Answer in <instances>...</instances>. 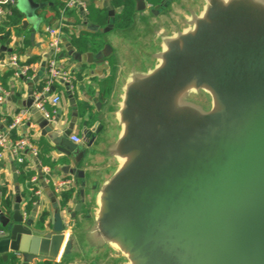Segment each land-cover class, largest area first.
Returning <instances> with one entry per match:
<instances>
[{"label":"water","instance_id":"95a60500","mask_svg":"<svg viewBox=\"0 0 264 264\" xmlns=\"http://www.w3.org/2000/svg\"><path fill=\"white\" fill-rule=\"evenodd\" d=\"M43 5L15 0L33 37ZM136 8L140 41L112 20L100 29L107 42L96 57L116 49L123 62L108 126L87 129L81 143L73 126L50 135L80 180L71 220L58 209L51 228L37 227L18 191L12 217L0 206V257L264 264V0Z\"/></svg>","mask_w":264,"mask_h":264},{"label":"crops","instance_id":"0c3cea01","mask_svg":"<svg viewBox=\"0 0 264 264\" xmlns=\"http://www.w3.org/2000/svg\"><path fill=\"white\" fill-rule=\"evenodd\" d=\"M59 1L68 6L69 0ZM40 2L44 3L38 10V15L42 20L34 32V37L32 36L33 25L31 24L27 26L23 24L21 31L13 30L11 38L7 40L3 39L0 34V81L9 92V96L0 110V134L6 133L14 139L26 137L37 148L38 156L30 151L24 153V163L27 169L35 172L32 177L37 176L38 178L37 183H35L37 198L34 199L33 206L28 211L26 205L28 201L32 200L31 190L29 189L27 195H22L23 185L19 181V165L14 155L10 151H6L4 156L0 158V206L2 207V191L6 189L11 200L8 215L12 217L15 198L19 191L22 196L24 218L27 220L35 215L34 224L39 227L42 216L46 213L47 218L41 228L45 226L51 228L54 214L58 209L65 217L66 222L71 220L68 209H73L80 201L78 195L80 180L77 175L70 173L67 168L72 166L70 159L58 153L50 135L62 134L65 129L73 126L70 139L72 136H77L82 142L87 129L95 128L99 123H104L105 129L108 126L107 111L123 62L116 49L103 60L96 57V54L104 48L107 42V35L100 30L104 26H97L89 21L86 7L82 9L76 5L68 6V10H62L55 0H42ZM147 2L154 5L149 0ZM95 3L109 13L115 29L121 35L127 36L133 42L141 40V17L136 5L131 25L126 28H118L114 18L122 8L113 6L112 0H95ZM9 7L10 5L3 6L5 13L0 16V23L5 20L9 13ZM48 28H55L60 32L61 51L58 54V59L61 66L74 73L76 79L71 84L62 81L56 84L48 83V61L52 56L51 36L47 32ZM82 36L88 42L86 51L79 49L74 43V39ZM2 46L6 47L7 50H3ZM12 56L18 57L20 65L28 66L29 70L32 68L31 75H28L29 70L27 75H18L17 68L11 64ZM111 60L114 62L113 64ZM107 79L112 80L110 81L111 88L109 94L104 97L102 83ZM46 94L49 96L45 98L44 95ZM56 96H60L61 99L59 103L54 104L53 99ZM41 103L49 112V116L40 109ZM98 104H101V108L98 107ZM24 111L26 113L23 114L21 122L15 129L9 130V125ZM39 165L50 169V176L53 180L63 178L73 180L71 187L73 198L66 207L60 206L61 194L55 192L53 183L45 182L40 173ZM28 182L30 183L27 181V184ZM0 230H6L1 223ZM13 256L18 259L19 264H22V258H18L15 254ZM112 257L110 255L107 261L100 264H111ZM48 262L53 264H94L86 261L78 263L72 261L67 263L35 261L33 264H47Z\"/></svg>","mask_w":264,"mask_h":264},{"label":"trees","instance_id":"16d2710c","mask_svg":"<svg viewBox=\"0 0 264 264\" xmlns=\"http://www.w3.org/2000/svg\"><path fill=\"white\" fill-rule=\"evenodd\" d=\"M42 1V0H40ZM57 5L61 6L62 10L67 9L68 6L61 4L59 0H55ZM85 3V7L87 8V18L89 21L93 22L95 25L99 26H106L109 21L111 20L109 17V13L105 11V9H101L96 3L95 0H81ZM162 0H149L154 5H158L161 3ZM113 6L118 7L120 6L122 10L115 16L114 22L118 28H126L131 25L132 23V15L135 12V0H112ZM61 11V10H60ZM24 15L18 10L17 7L14 5H10L9 13L7 14L5 20L0 23V34L3 36V39L7 40L10 39L12 36V32L14 31H21L23 26ZM90 40V39H89ZM75 45L79 47V49L86 51L87 50V39L83 36L74 39ZM112 64L114 63L111 60ZM32 68L29 70L28 75H31ZM112 80L107 79L102 83V93L103 96H107L110 92L111 82ZM57 81L54 83L56 84ZM19 181L23 185L22 195H27L29 189L31 190L30 193L32 195V200L28 201L26 205V209L28 211L31 210L33 206V201L36 199L35 190L37 186L34 183L27 184V181H30L31 177L35 174L34 171H30L27 169L26 164H22L19 167ZM2 209L9 214L11 200L10 197L6 193V189L2 191ZM73 198V190L69 189L67 191L62 192L61 194V201L60 206L66 207L70 200ZM47 214L45 213L42 216V220L39 224V227L43 225V222L46 220ZM0 264H19L18 259L11 255L7 261H3L0 259ZM47 264H53L48 262Z\"/></svg>","mask_w":264,"mask_h":264},{"label":"built area","instance_id":"2783aa9c","mask_svg":"<svg viewBox=\"0 0 264 264\" xmlns=\"http://www.w3.org/2000/svg\"><path fill=\"white\" fill-rule=\"evenodd\" d=\"M15 0H5L3 2H0V16L5 13V10L3 8L4 5H14ZM68 6H82L85 8V3L81 0H69ZM48 34L51 36L50 41V47L52 49V56L48 61V83L52 84L57 82H63V83H73V81L76 79L74 73H72L70 70L64 68L61 66L58 54L61 51V44H60V32L58 29L55 28H48L47 29ZM11 64H13L17 68L18 75H27V72L29 70L28 66L20 65L18 61L17 56H12L11 58ZM9 96V92L6 89V87L2 84L0 81V110L3 107V105L6 102L7 97ZM60 96H56L53 99V103L57 104L60 101ZM43 100V99H42ZM42 102V101H41ZM40 109L45 112L47 116H49V112L46 110L43 103L39 105ZM26 111L19 114L14 121L9 125V130H13L17 127V125L21 122L23 119V114H25ZM72 140L75 142H81V139L77 136H72ZM6 151H10L15 159L17 164L20 166L24 164L25 162V151H30L35 156H38L37 148L32 144V142L26 138H18L14 139L10 137L6 133L0 134V158L4 156V153ZM39 170L41 175H43L45 182L47 183H53L55 192L58 194H62V192L71 189L73 186V180L68 178H63L59 180H53L50 176V169L48 167L39 165ZM37 176H34L30 179V183H37ZM5 235L4 230H0V236Z\"/></svg>","mask_w":264,"mask_h":264}]
</instances>
